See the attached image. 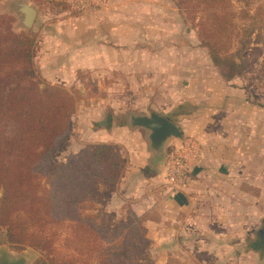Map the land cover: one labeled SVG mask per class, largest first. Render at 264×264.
<instances>
[{
    "label": "crops",
    "instance_id": "0c3cea01",
    "mask_svg": "<svg viewBox=\"0 0 264 264\" xmlns=\"http://www.w3.org/2000/svg\"><path fill=\"white\" fill-rule=\"evenodd\" d=\"M169 3V0H105L102 4H89L80 16L58 20L53 29L41 32V49L38 52L36 48L39 54L35 55V62L47 82L67 88L73 84L69 79L77 71L120 70L134 63V69L141 74L146 72L145 78H140V85L147 87L145 99L154 100L153 105H157L147 111L157 112L180 127L183 136L174 138L176 147L189 140L199 145V165L177 189L172 190L173 187L165 184L157 187L160 177L153 171L140 173L139 169L128 173V177L122 175L117 183L120 187L110 192L111 203L116 204L118 197L130 202L146 229L145 237L156 263L171 264L174 256H178L188 262L252 264L253 260L256 261L253 264H264V257L260 255L236 251V246L243 244L239 234L244 235L246 231L249 235L250 231L251 191L249 185L243 186V181L251 178L252 168L256 167L250 160L252 140L259 141V157L262 155L263 159H259L257 166L264 173V92L259 93L264 90V71L256 78L248 68L225 80L210 59V67L206 65L211 69L210 75L198 62L195 68H183L184 76L180 70L187 63L178 60L171 63L173 53L165 50L156 61L149 48L137 52L134 62L123 60L124 44L129 45L138 38L152 42L156 33L152 26L164 30L162 23L166 21L168 28L167 22L172 17L177 23L179 10L174 9L176 15L169 13ZM134 5L140 6L137 12ZM127 7H131V12L126 13ZM93 12L94 15H89ZM95 22L98 29L92 31ZM73 23H80L81 29ZM156 70L162 74L152 75ZM259 70H264V62L259 64ZM184 92L189 93L190 104L182 103ZM166 101H175L178 105L168 109ZM186 107H191L193 112H185ZM131 129L146 132L142 128ZM99 134L100 131L91 129L88 136ZM185 136L189 137L185 139ZM99 142L117 143L106 137ZM71 149L77 153L82 147L74 145ZM147 149V162L161 165L163 155L154 153L149 142ZM119 188L122 194L116 195ZM259 195L264 197V187ZM245 198H248L246 204Z\"/></svg>",
    "mask_w": 264,
    "mask_h": 264
},
{
    "label": "trees",
    "instance_id": "16d2710c",
    "mask_svg": "<svg viewBox=\"0 0 264 264\" xmlns=\"http://www.w3.org/2000/svg\"><path fill=\"white\" fill-rule=\"evenodd\" d=\"M203 5L202 44L222 77L232 79L245 64L222 54L232 25L228 1L176 0L186 20ZM13 20L0 14V235L5 231L15 249L38 250L33 264H139L131 246L146 232L141 220L135 215L138 224L121 229L101 211L88 212L99 184L121 177L119 146L88 145L56 162L68 143L77 97L42 79L36 36L15 31Z\"/></svg>",
    "mask_w": 264,
    "mask_h": 264
},
{
    "label": "rangeland",
    "instance_id": "374dc122",
    "mask_svg": "<svg viewBox=\"0 0 264 264\" xmlns=\"http://www.w3.org/2000/svg\"><path fill=\"white\" fill-rule=\"evenodd\" d=\"M169 1V13L171 12V14H174L176 13V10L174 9L178 8L176 6V0ZM227 1L231 12L230 16L232 25L227 38V46L222 50V54L233 55L237 61H242L245 64V69L249 68L248 72H251L257 78L262 75V72L264 71L259 70V64L264 62V0ZM23 2L29 3L38 10L37 19L34 21V24L28 32L36 36L38 52H40L41 49L40 41L42 38L41 32L43 30L53 29V25L57 23L58 20H66L70 16H80L83 13L80 8L75 7L73 4L67 2V0H0V14H6L13 17V29L18 32H25L26 29L23 16L18 12L19 5ZM201 7L202 9H199V12L189 14V18L185 21L182 19L185 16L178 8L179 11H177V13H180V17L177 16V23H175L174 18L172 17V19L167 22V28L166 21H164L162 23L165 27L164 30H159L156 26H152V29L156 32L152 38V42H149V39L138 38L129 42V45L124 44L122 47L124 50L123 60H126V62L130 60L131 62H134L137 52L149 48L150 51L154 52L155 60L158 61L157 59L162 55V50H165L173 53L169 59L171 63H173L174 60H178L181 63H187L186 67L182 66L180 70L184 76L186 71L183 70V68H195L194 64L198 62L203 64L210 75L211 69L206 67L208 62H210V55L207 47L202 44L203 33H201V30H204L201 22L203 23L206 21L208 11H206L204 5ZM139 9L140 6L134 5V12H137ZM127 12H131V7H127L126 13ZM94 14L95 12L89 13V15ZM73 24H75V27L78 30L82 27L80 23ZM96 25L98 26L97 22H95L93 28H91L92 31L98 29ZM173 28H175L176 31H174ZM92 40H94V37H92ZM96 41H99V37H97ZM177 52H179V54H176ZM38 54L39 53H37L36 56H38ZM35 66L39 72L36 62ZM207 66L210 67L209 64ZM168 71L170 72V69ZM151 73L156 76L157 74H162V71L156 70ZM164 73L165 72H163V74ZM171 73L173 74V71H171ZM145 76L146 72L143 71L141 74L140 71L134 69L133 63L120 70H102L97 68L77 71L73 78L69 79V83H73L69 86L70 88L56 84L65 87L77 97L76 111L72 116V129L69 135V142L57 154L56 162H66L67 158L73 153V150H69V148L72 146L74 147V145L76 148L77 146L83 148L98 143L117 144L120 149L124 166L121 177L122 175L123 177H128V173L138 172L137 170L139 169L141 171L140 173H149L153 171L158 177H160L157 187L165 184L172 188V183L165 178L167 173L165 163L169 155L174 152L177 139H171L168 144H166L164 154L161 158L165 161L164 165H150L146 160V152H148L146 132L143 130L131 129L128 124L130 115L146 113L152 106H157L153 105L155 102L154 100L145 99L147 95V87L140 85V80H142L140 78H145ZM42 79L44 78L42 77ZM44 80L47 82L46 79ZM262 92H264V90L259 91L260 94ZM182 95L184 97L182 103L190 104L191 102L189 99L191 97L189 93L184 92ZM166 102L167 108L168 106L172 107L171 105H175V107L178 105L175 101ZM159 110H161V108ZM183 110L187 113L193 112L191 107H186V109ZM108 113H111L112 115V125L109 130H107L104 125H101V121L106 119ZM91 129L97 132L100 131L101 134L96 137H89L88 133ZM105 137L117 141V143L99 142ZM188 137L189 136H185L183 138L187 139ZM257 144L259 145L258 140L256 142L255 140H252L250 151L251 163L256 165V167L252 168L253 173L250 176L251 178L249 180L246 179L248 181H243V186L247 187L249 185V190L251 191L249 198L251 209L250 231L249 235L246 231L244 235H242V233L239 234V239L241 241L243 239V244L241 243V246H236V251L239 253L245 252L250 253L251 255H260L261 258H263L264 248L258 243V231L262 227L264 220V197H260L259 195V190L261 189L262 192L264 187V182L261 183L262 178H264V173L260 172L257 166L259 159H263L262 155L261 158L259 157ZM117 183L99 184L98 193L90 201L88 212H96L99 210L111 225L121 224L120 227L122 229L129 223H132V221H134V224H138L139 221H135L137 220L135 216L136 214L132 210L131 204L127 199L123 200L118 197L116 204L109 201L110 192L113 191V188L120 187ZM260 185L263 186L259 188ZM175 189H177V187H174L172 190ZM117 194H122L120 188L117 189L116 195ZM247 199L248 198L244 199L245 204ZM240 201H242V199ZM144 234L143 236H135L132 239L131 247H133V251L137 253L136 258L139 260V264H158L156 263V260L153 259L150 250V242L143 238ZM237 237L238 234H236V239H238ZM0 253L5 254L10 259L17 258L23 254H28L32 257V262L30 264H33L41 254L38 250L30 247L24 249H15L11 247L7 241L5 231H2L0 235ZM253 262L256 261L252 260L251 263L253 264ZM171 264L216 263L213 261L210 263H203L201 261L188 262L186 260H181L178 256H174V262Z\"/></svg>",
    "mask_w": 264,
    "mask_h": 264
},
{
    "label": "water",
    "instance_id": "95a60500",
    "mask_svg": "<svg viewBox=\"0 0 264 264\" xmlns=\"http://www.w3.org/2000/svg\"><path fill=\"white\" fill-rule=\"evenodd\" d=\"M18 12L23 16L25 23V32L28 33L34 24L38 10L27 2L19 5ZM128 124L131 128H142L147 132V140L150 148L157 155L162 156L165 144L174 138L182 139L183 133L180 127L170 119L162 116L154 111H147L141 114H132L129 116ZM102 125L106 129H110L112 125V116L108 114L106 119L102 121ZM164 164V160L161 161ZM264 235V231H262ZM32 257L23 254L17 258H8L5 254L0 253V264H30Z\"/></svg>",
    "mask_w": 264,
    "mask_h": 264
},
{
    "label": "built area",
    "instance_id": "2783aa9c",
    "mask_svg": "<svg viewBox=\"0 0 264 264\" xmlns=\"http://www.w3.org/2000/svg\"><path fill=\"white\" fill-rule=\"evenodd\" d=\"M67 2L83 11L89 4L98 5L104 3L105 0H67ZM198 165L199 145L192 140L185 141L169 155L165 163L166 177L172 183L173 188H178L187 181Z\"/></svg>",
    "mask_w": 264,
    "mask_h": 264
},
{
    "label": "flooded vegetation",
    "instance_id": "af4514ba",
    "mask_svg": "<svg viewBox=\"0 0 264 264\" xmlns=\"http://www.w3.org/2000/svg\"><path fill=\"white\" fill-rule=\"evenodd\" d=\"M262 231H264V221L262 227L258 231V236H259L258 243L260 246L264 248V235L262 234Z\"/></svg>",
    "mask_w": 264,
    "mask_h": 264
}]
</instances>
